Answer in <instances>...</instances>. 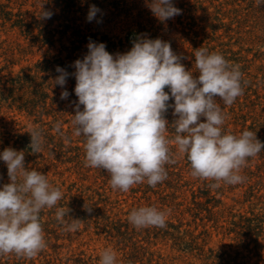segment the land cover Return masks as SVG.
I'll list each match as a JSON object with an SVG mask.
<instances>
[{
	"label": "rangeland",
	"instance_id": "1",
	"mask_svg": "<svg viewBox=\"0 0 264 264\" xmlns=\"http://www.w3.org/2000/svg\"><path fill=\"white\" fill-rule=\"evenodd\" d=\"M97 2L96 19L87 21L89 6L82 24L110 41L109 53L127 52L138 38H160L194 75L199 74L194 57L200 47L239 65L243 95L231 106L216 98L226 114L223 131L239 136L250 130L264 142V0H173L182 13L165 22L152 14L151 0ZM41 5L39 0H0V7L16 15L10 21L0 18V152L9 147L24 151L26 167L45 174L63 198L40 214L47 247L31 260L0 255V264H100L105 249L115 252L117 264H264V149L248 158L240 173L243 183L212 188L214 181L191 175L190 162L175 147L171 124L177 117L169 108L165 135L176 162L165 165L168 178L155 188L145 181L126 193L113 190L108 172L85 166L86 140L74 134L72 124L78 99L73 62L87 52L34 42L37 29L26 25L32 13L40 14ZM15 20H23V27ZM55 59L69 73L64 88L53 85L56 70L45 71L44 61ZM26 74L35 78L33 87L12 88L10 79ZM64 90L69 96L62 100ZM33 129L44 141L39 153L29 147ZM9 182L0 160V187ZM66 206L69 216L78 219L74 232L67 230L70 217H64L66 224L56 218L57 208ZM148 206L167 213L166 228L137 229L129 222L131 211Z\"/></svg>",
	"mask_w": 264,
	"mask_h": 264
},
{
	"label": "clouds",
	"instance_id": "2",
	"mask_svg": "<svg viewBox=\"0 0 264 264\" xmlns=\"http://www.w3.org/2000/svg\"><path fill=\"white\" fill-rule=\"evenodd\" d=\"M149 8L161 22L182 13L173 0H151ZM100 11L91 5L87 21L95 20ZM51 16L41 5L39 18ZM87 49L82 59L73 62L71 75L78 99L72 124L74 134L86 140L85 166L108 172L113 190L126 193L145 181L155 188L168 178L165 165L176 162L165 135L169 108L177 117L171 124L175 147L187 157L193 177L214 181L212 188L244 182L240 173L248 158L264 149V142L250 130L239 136L226 134L222 127L226 114L216 100L219 97L231 106L243 95L239 65L200 47L194 57L199 74L194 75L171 44L160 38H138L122 54L109 53L104 43L91 40ZM56 72L53 85L64 88L69 73L59 66ZM68 96L67 90L61 92L62 100ZM29 135V147L39 153L44 143L41 132L33 129ZM0 160L6 164L10 181L0 187V255L31 260L47 247L40 214L56 207L63 193L51 186L45 174L26 167L24 151L5 148ZM86 211L91 213L92 208ZM69 212L67 206L58 207L57 220L66 224L64 217H70ZM166 215L154 206L140 207L131 211L128 220L137 229L166 228ZM72 220L67 230L74 232L79 224L78 219ZM100 264H117L115 252L105 249Z\"/></svg>",
	"mask_w": 264,
	"mask_h": 264
},
{
	"label": "trees",
	"instance_id": "3",
	"mask_svg": "<svg viewBox=\"0 0 264 264\" xmlns=\"http://www.w3.org/2000/svg\"><path fill=\"white\" fill-rule=\"evenodd\" d=\"M46 11H50L52 16L50 19L43 20L39 18L40 14L35 12L31 14V22L27 26L34 27L37 29V33L34 36V42L47 45L50 49L54 48L55 44L60 45V50L72 53L75 49H81L87 52V47H84L89 43V40L104 43L106 45V50L110 51V41L106 40L105 36H101L100 32H92V28L89 25L82 24V19L84 17V9H87L91 5L97 6L99 2L97 0H39ZM38 7V6H37ZM11 12L6 11V6L0 7V18L10 21L11 17H15ZM18 27H23V20L19 22H14ZM24 32V31H23ZM64 42H68L69 46H66ZM107 43V44H106ZM109 47V48H108ZM55 63L50 60H45L46 73H52L53 69L56 70L57 66L64 67L65 64L59 62L55 59ZM39 69H45L38 65ZM35 79L33 75H22L10 79L12 83V88L20 86L33 87L31 81ZM19 85L16 86L15 84ZM45 97V96H44ZM46 98V97H45Z\"/></svg>",
	"mask_w": 264,
	"mask_h": 264
}]
</instances>
